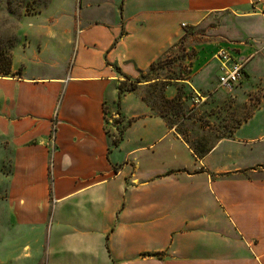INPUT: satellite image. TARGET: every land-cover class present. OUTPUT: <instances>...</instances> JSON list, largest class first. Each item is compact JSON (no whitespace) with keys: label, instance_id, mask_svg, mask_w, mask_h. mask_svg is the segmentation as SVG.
<instances>
[{"label":"crops","instance_id":"1","mask_svg":"<svg viewBox=\"0 0 264 264\" xmlns=\"http://www.w3.org/2000/svg\"><path fill=\"white\" fill-rule=\"evenodd\" d=\"M263 8L264 0H74L70 65L26 77L12 62L14 75L0 77V163L8 158L10 246L23 243L9 253L14 262L264 264ZM211 15L230 20L221 35L247 59L235 105L256 104L198 158L141 100L146 84L119 106L118 86ZM115 117L122 138L113 147L105 126Z\"/></svg>","mask_w":264,"mask_h":264},{"label":"rangeland","instance_id":"2","mask_svg":"<svg viewBox=\"0 0 264 264\" xmlns=\"http://www.w3.org/2000/svg\"><path fill=\"white\" fill-rule=\"evenodd\" d=\"M73 6L74 0H0V52L4 56L9 55L16 75L23 73L32 77L43 74V77H49L56 63H60L61 67L70 65L67 55L69 43L65 42V38L69 36L70 28L74 31L78 23ZM231 27L230 20L224 21L211 15L201 26L186 29L175 50L162 60L154 72L144 80L139 79L138 86L158 79V86L144 87L140 95L150 100L156 98L155 108L171 123L172 129L193 147L212 146L239 123L240 117L253 111L256 104L251 101L245 108L237 107L235 99L216 84L218 67L214 55L220 48H234L221 35L223 30L231 31ZM62 36L60 43L56 38ZM168 88L174 93L173 97L167 96ZM120 120L119 117L111 118V121L106 118L105 130L109 137L118 139ZM3 156L0 149V159ZM7 160L5 164L0 163V264H40V258L14 262L9 254L12 247L21 251L23 243L10 246L15 240L10 239L13 232L7 231L9 222L3 202L5 185L2 182L3 175L9 173ZM13 236L16 240L21 238L20 234Z\"/></svg>","mask_w":264,"mask_h":264},{"label":"trees","instance_id":"3","mask_svg":"<svg viewBox=\"0 0 264 264\" xmlns=\"http://www.w3.org/2000/svg\"><path fill=\"white\" fill-rule=\"evenodd\" d=\"M181 42V41H180ZM162 63V60H158L156 62H154L153 64H151L148 72H146L145 74H141L138 78L136 79H132L128 76H125V75H122L123 78L125 79L124 81H121L119 86H118V101H117V106H119V103H120V99L121 97L126 94V93H132V92H136L138 90V84H140V81L139 79L141 80H144L145 77L149 74V73H152L154 72V70L159 67V65ZM117 70V68H116ZM118 71V70H117ZM14 75L12 72H11V59L8 56H4L3 53L0 52V77H10ZM176 80H181V79H176ZM158 79H152L150 81H148V84L146 85V87H149V88H155V86H158L157 82ZM145 83H147V81H144ZM130 84L129 86H126V84ZM153 99V98H152ZM155 99L154 98L153 100H150L149 98H147L146 96H144L143 94L141 95V100L156 114L158 115L159 117H161L165 123L167 124V126L169 128L172 127L171 123L166 119L165 116H163L162 113H160V111H158L156 108H155V105H154V102H155ZM165 103V102H164ZM170 103V100L169 101H166V105H168ZM234 129V128H233ZM232 129V130H233ZM232 130L226 135V136H229L232 132ZM54 131V129H53ZM107 133V132H106ZM226 136H221L219 138H222V137H226ZM122 138V130L121 132H119V138L118 139H113L112 140V145L113 147H116L119 143V141L121 140ZM186 142V141H185ZM187 143V142H186ZM189 145V147L191 148V150L193 151V153L198 157V158H203L209 151L210 149L212 148V146H199L198 148L197 147H193L192 145H190L189 143H187ZM157 256H160L159 254Z\"/></svg>","mask_w":264,"mask_h":264},{"label":"built area","instance_id":"4","mask_svg":"<svg viewBox=\"0 0 264 264\" xmlns=\"http://www.w3.org/2000/svg\"><path fill=\"white\" fill-rule=\"evenodd\" d=\"M262 14H264V8ZM214 60L219 72L217 86L226 93L232 94L244 77L247 59L234 56L233 50L229 48H220L216 51Z\"/></svg>","mask_w":264,"mask_h":264}]
</instances>
